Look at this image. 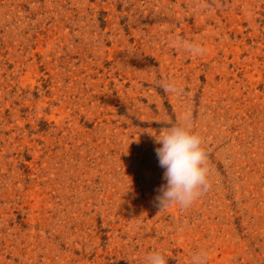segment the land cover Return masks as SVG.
<instances>
[{"label":"rangeland","instance_id":"374dc122","mask_svg":"<svg viewBox=\"0 0 264 264\" xmlns=\"http://www.w3.org/2000/svg\"><path fill=\"white\" fill-rule=\"evenodd\" d=\"M202 139L159 208L146 132ZM264 264V0H0V264Z\"/></svg>","mask_w":264,"mask_h":264},{"label":"clouds","instance_id":"9594fccd","mask_svg":"<svg viewBox=\"0 0 264 264\" xmlns=\"http://www.w3.org/2000/svg\"><path fill=\"white\" fill-rule=\"evenodd\" d=\"M158 146L154 149L159 165L165 169V182L160 186L155 204L163 209L172 204L190 206L209 187L207 154L201 137L182 124L161 129H146ZM203 250L192 257V264H204ZM144 264H168V257L152 251L144 257Z\"/></svg>","mask_w":264,"mask_h":264}]
</instances>
